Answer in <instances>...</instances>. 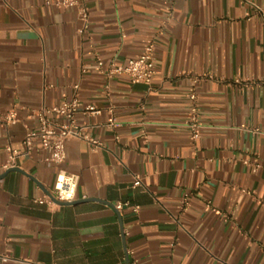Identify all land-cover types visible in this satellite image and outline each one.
I'll use <instances>...</instances> for the list:
<instances>
[{"label": "crops", "instance_id": "obj_1", "mask_svg": "<svg viewBox=\"0 0 264 264\" xmlns=\"http://www.w3.org/2000/svg\"><path fill=\"white\" fill-rule=\"evenodd\" d=\"M57 1L0 0V115L19 119L0 121V165L30 109L74 95L99 146L67 137L57 165L36 143L0 172V264H264V0H79L82 34ZM148 42L149 84L105 75ZM60 171L77 202H36Z\"/></svg>", "mask_w": 264, "mask_h": 264}, {"label": "built area", "instance_id": "obj_2", "mask_svg": "<svg viewBox=\"0 0 264 264\" xmlns=\"http://www.w3.org/2000/svg\"><path fill=\"white\" fill-rule=\"evenodd\" d=\"M49 3L48 1H46ZM57 4L63 6H75L77 7L78 16L81 21V27L78 30L79 34L84 33L88 28V10L85 6L80 5L79 0H61L57 1ZM153 42H148L143 51L136 57L128 58L124 63L117 64L114 62L109 63L107 69L104 71L107 77H113L125 74L129 77L131 83H144L149 84L154 74L153 65ZM97 65L100 69L104 67V63L98 59ZM77 88L78 86L75 85ZM191 102L192 118L190 122V129L192 138L199 136L198 126L196 122V97L193 92L189 95ZM83 114H96L99 110L93 106H86L80 109L79 99L74 95L71 99H65L58 105L52 107H42L40 109H30L28 117L30 119L38 121V127L34 129H28L23 137V151H18L11 147L7 143L4 147L7 153V160L0 165V172L8 170L14 167L15 158L21 154L29 155L38 143L40 149L47 153L45 160L53 164H62L65 160V140L67 137L74 136L85 139L94 148L99 146V142L84 134L82 126H80L76 120L77 113ZM49 115L58 116L62 118V121H56L50 118ZM16 109L7 111L0 115V121L6 126L16 123L18 121ZM256 170V167L255 169ZM78 184V176L75 174L65 173L60 171L57 175L52 191V197L44 196L36 199V202L41 204H47L48 206L57 204V202L71 203L76 199V190ZM141 185V179L139 176H135L132 182V187H139ZM57 201V202H56ZM117 209L121 208L120 204L114 206ZM136 210L137 207H134ZM6 259V257H3Z\"/></svg>", "mask_w": 264, "mask_h": 264}, {"label": "water", "instance_id": "obj_3", "mask_svg": "<svg viewBox=\"0 0 264 264\" xmlns=\"http://www.w3.org/2000/svg\"><path fill=\"white\" fill-rule=\"evenodd\" d=\"M12 169H14V170H17L16 168H12ZM48 196H50L51 198H53L52 197V195L50 194V193H48ZM57 202V201H56ZM75 202H77L76 200L75 201H73V202H71V203H75ZM58 204H70V203H63V202H57ZM110 206H113V205H110Z\"/></svg>", "mask_w": 264, "mask_h": 264}]
</instances>
